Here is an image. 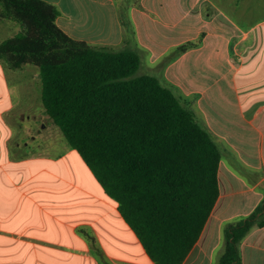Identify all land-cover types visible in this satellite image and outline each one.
I'll return each instance as SVG.
<instances>
[{
	"label": "crops",
	"instance_id": "obj_1",
	"mask_svg": "<svg viewBox=\"0 0 264 264\" xmlns=\"http://www.w3.org/2000/svg\"><path fill=\"white\" fill-rule=\"evenodd\" d=\"M47 1L59 7L58 23L73 38L127 41L115 0ZM90 1L100 4L98 13L85 8ZM142 2L130 10L134 48L151 72L178 88L222 150L220 198L183 262L218 264L227 224L264 199V16L244 0H208L217 18L197 12L187 23L189 12L176 10L177 3ZM21 29L0 17V42ZM199 38L174 56L177 46ZM18 94H37L43 103L41 69H13L0 60V264H156L44 103L38 112L30 101L18 108ZM240 248L242 264H264V226Z\"/></svg>",
	"mask_w": 264,
	"mask_h": 264
},
{
	"label": "trees",
	"instance_id": "obj_2",
	"mask_svg": "<svg viewBox=\"0 0 264 264\" xmlns=\"http://www.w3.org/2000/svg\"><path fill=\"white\" fill-rule=\"evenodd\" d=\"M132 6L143 8L138 1ZM47 0H0L21 31L0 42L10 68L41 69L43 103L136 231L156 264H183L220 198L222 150L213 133L157 76L139 73L133 46H94L58 23ZM127 33H133L129 19ZM204 36V33H203ZM202 39L176 47L174 56ZM264 226V199L225 227L218 264H242L241 242Z\"/></svg>",
	"mask_w": 264,
	"mask_h": 264
},
{
	"label": "rangeland",
	"instance_id": "obj_3",
	"mask_svg": "<svg viewBox=\"0 0 264 264\" xmlns=\"http://www.w3.org/2000/svg\"><path fill=\"white\" fill-rule=\"evenodd\" d=\"M115 1L117 4L119 20L122 21V24H123L125 31H126V28L130 27L129 26V19H132L131 12H130V10L132 8V4L134 3V1H138L142 5L143 2H142V0H115ZM167 1L169 2L168 3L169 7L172 6V3H177L178 9L176 8V10H178L180 12H189V15H187V19H186L187 23L189 21H194L196 19L195 17H196L197 12H203L204 15L211 12L212 14H214L215 18H217L216 14L218 12H216L217 10L215 9V7L211 3L208 2V0H200L201 3H199V5H197V3H196L197 0H170V1L167 0ZM240 1H241L240 4H242L243 0H240ZM244 1L245 2L243 4L246 5L245 8L253 9V10H251L252 12H255V9H257L256 10L257 12H255V13H258L256 15H259L258 16L259 18L261 17V15L264 16V0H244ZM84 5H85V8H89V9L93 10V13H95V14L98 13V10H99L98 7L100 6V4H96L95 2L90 1L88 3L84 2ZM195 5H196V7H195ZM222 6H225V4H222ZM241 6L242 5H240V7ZM209 27H211V24H209ZM18 33H14V34L12 33V35H10V36L16 35ZM2 38L4 40L5 37H2ZM90 44H92V43H90ZM92 45L98 46V47L109 46V47H112L115 49H120V48H124L126 46H133L134 47L135 41H134V36L132 35V33L128 32L127 33V41L125 43H122L120 46H113L110 44H92ZM146 63H147L146 56L142 55V65H141V68L139 70V73H141V74L148 73V74H153V75L157 76L165 85L171 87L174 90V92L180 96V91H178L177 87H175L173 85L172 86L168 85V83H166L163 80L162 76L159 73L151 72V70L148 69L147 65H145ZM25 67H29L31 69L40 71V68L38 66H35V65H25ZM36 84H37V81H36ZM34 96H35V98H31L30 95H23V94L19 95L18 94L16 97L13 98V100L15 101L14 103L18 108L24 106L25 102L30 101V104H32L35 108L34 111L38 112V110L44 106H43L41 99H39V97L37 96V94H34Z\"/></svg>",
	"mask_w": 264,
	"mask_h": 264
}]
</instances>
